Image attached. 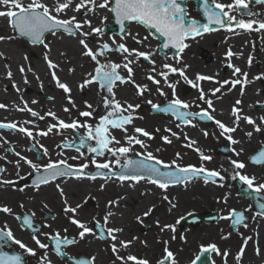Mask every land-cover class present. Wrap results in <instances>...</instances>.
<instances>
[{"label":"snow or ice","instance_id":"snow-or-ice-1","mask_svg":"<svg viewBox=\"0 0 264 264\" xmlns=\"http://www.w3.org/2000/svg\"><path fill=\"white\" fill-rule=\"evenodd\" d=\"M259 4H264V0H256ZM218 9L219 11H214ZM202 8L205 14L206 23L197 25L196 21L189 20L187 23L185 21L186 13L184 8L181 6L180 0H54V2H48V0H30L27 4L24 3V0H0V18H6L9 22V25L19 33L22 37H27L32 44L43 45L48 51L44 54V59L46 61L47 67L50 70V75L52 81L55 82V85L58 89H62L66 96L68 104L71 105V108H76L77 105L72 99L71 87L62 82L56 69L59 68V65L55 63L49 57V52L51 51L48 43H45V34L50 33L53 36H56L58 32L62 31L63 33L68 34L69 36L76 37L78 44L81 46L80 55L83 57L89 58L92 62L95 63V68L93 72L86 74V77L83 79L82 83L78 87L83 90L84 88L89 87L92 84H97L99 89H103L108 95H104L101 98L100 103L105 109V114L101 115L98 118V122L93 125L87 122L81 123L78 119H73L71 122H66L56 115L55 112L48 111L41 115L39 112L28 106L26 101L22 100L23 107L16 106L17 111L28 112L32 117L44 120L45 117H51L52 120L56 123H50L46 131H38L35 136L33 131L30 130L26 125L32 124L33 121H24L23 124L18 125L14 122L4 123L0 122V129H12L21 134H24L30 140H35L36 136L46 137L50 133H53L55 130L59 134L62 130L72 129L73 131H78L83 128L85 134L79 137V145L81 148L85 147L86 141H94V144H88L87 150L89 153L93 154L90 163L95 166L97 169V175H103L106 179L115 177L121 183L125 181H132L136 184H139L141 181H147L149 184L155 185L163 191L176 184H187L192 181L194 178H199L202 174L205 180V183L211 181L215 183V178L220 180L224 179V176L221 175L219 171L216 170H207L204 167L196 168L193 165L180 166L175 160L171 163H167L157 156H155L151 151L145 152H136V157H141L139 159H133L129 156L133 152V147L139 145L141 149H147L148 145L144 140L140 139V136L146 137L149 140L153 139V134L147 130L135 127L133 121L137 118L143 119V117H137L135 112L140 108V104H131L127 102H121L116 98V93L114 89L119 85L126 83L135 85L136 95L143 96L146 92L149 91L148 85L146 84H137L135 81V69L133 65L137 64L139 59L142 57L145 61H148L153 65L151 72L156 73L155 61L152 58L154 53L152 51H139L137 48H129L126 46L125 42L117 43L115 39L112 40L111 44L108 42H98L97 48L94 50L89 46L88 38L92 35L101 36L104 31V21L107 20V17H102L100 27H94L91 19L88 18V14H96L97 10H107L112 14L116 20V23L120 25V30L123 33L121 36V41H124L126 38H131L137 45H143L145 41L149 39L148 36L140 37L139 33L132 34L127 30L126 25L131 23H136L142 25L145 28L154 29L161 37L164 38V41L161 48H174L177 49L175 56L176 63L181 62L180 53H182L189 45L185 43L188 39H195L197 36L203 35L206 32L215 31L214 28L210 27L212 24H219L221 27H227L228 31H233V28L243 29L244 31H264V20H255L249 19L245 20L243 18L237 19V17L230 15L231 11H240L242 9H247L248 4L245 0H234V3H229L227 5L217 2V0H211V5L209 0H202ZM228 9V11H225ZM81 13L83 12V19L78 20L76 15H72L67 19L63 18L62 14L66 15L67 12ZM244 15L252 16L250 12H244ZM227 19V24L225 20ZM254 25L258 27L254 28ZM87 28L88 31L84 29ZM5 39H11V37L0 36V41ZM115 52L122 57L120 63L113 62L109 58V54ZM61 55H65L61 53ZM234 55H237L229 49L226 52V58L229 59L227 66L233 70V76L236 77L232 80H224L219 83V87H216L211 90L213 96L216 93L221 92L224 85H229L230 88L228 91L235 89L237 85H240V95L243 96L245 88L248 84L252 83L253 80H249L248 73L243 72L241 68L235 66L230 62V58ZM3 54L0 53V57ZM100 57L104 58V62H101ZM6 59V58H5ZM27 59V57H25ZM251 57H249L248 63L251 65ZM8 71L6 73V78L12 79L13 73L10 70V67L6 64ZM168 71L157 73V75L163 77V82L173 91V99L168 101L165 106H160L153 103L151 100H148L147 103L151 105V108L157 112L164 114H171L175 119L179 120L185 126L195 125L192 123L191 117L199 116L201 120L207 119L209 121H215V124L221 130V136H225L226 139L232 144H239L240 141L234 139L231 136V133H234L239 128L240 121L243 120L246 124L251 125L253 131H249L246 135L251 138L253 132L264 131V117H260L259 124L250 116L242 115V110L237 107L242 103V100L237 99L235 105L231 109V116L233 119L234 126H228L220 120H216L214 115L210 114L208 110L201 109L198 113H193L191 111H182V109H189L192 105L188 102L180 100L175 95L176 84L169 81V74L178 73L179 76L188 84H191L194 88H197L199 91V100L207 104V108L214 113L215 107L213 105L212 99L206 98V93L203 88L200 87L201 81L214 80V77H209L197 73L195 76V81L190 79L186 75V69L188 65H184L182 68H177L172 65L165 64L163 65ZM121 70L127 72V76L121 74ZM32 72V68L28 67L25 69L23 65L19 67V72L23 75L24 83L28 84L29 81L27 76L24 75L25 72ZM74 71L73 68H69V73ZM264 76H257L253 78L254 80L262 79ZM36 79L39 80L40 77L37 75ZM147 79L153 84L159 85L160 80L156 79L154 75L148 74ZM118 82V83H117ZM178 83V82H177ZM43 88V83L40 84ZM12 87L16 89L17 92L20 91V88L13 82ZM156 91L161 95L165 96L166 93L160 87H157ZM49 100H53L54 97L49 96ZM33 104L37 103L36 100L32 101ZM86 111H80V117L91 118L96 112V108L93 104L88 101L84 102ZM7 105L0 103V109H7ZM199 107V105H197ZM64 112L70 113L71 109L69 107H64ZM133 126V134L129 135L128 126ZM177 128L181 127V124L176 125ZM112 130H120L124 136V144H121V141L117 139L113 134ZM156 131H159L157 129ZM165 132L171 134V137L179 139V135L176 132H173L170 128H165ZM138 134V135H137ZM205 136L208 135L207 132L204 133ZM162 141L166 144L172 143V139L169 136H162ZM184 139L188 141L186 147L191 148L196 144V141L190 140L187 135H184ZM0 140H3L5 144L9 142L0 137ZM65 147H71V145H64ZM42 149L44 156H49L48 149L44 145L39 146ZM160 149H157L158 152ZM8 151V149H6ZM199 152V149H196ZM231 151L239 157L243 152V148L237 151L235 148H232ZM15 156L18 158L15 161L7 160V156H0V160H4L6 163L13 164L14 168L19 171L22 166V163L27 165L31 169L29 175L35 174V178L32 180V186L39 190L42 185H48L57 180L60 177H74L76 179H81L89 177L93 180L97 178V175H90L85 170L88 169L89 163H83L80 165H73L68 163V159H59L52 160L49 157V160L46 164L36 163L31 159L23 156L20 152H15ZM110 155L114 160H105L103 163L98 162L96 157H104L105 155ZM177 158L180 157V153H177ZM80 157H70L69 159H79ZM211 157L203 155L201 153V160H210ZM255 163L260 164L264 163V149H262L258 157H250ZM123 161V162H122ZM230 164L233 169L231 178L233 180L238 179L241 183L245 184L247 188L257 194H264V182H256L254 176H249L243 174L241 170L245 169V163L239 160H230ZM175 169L174 171L169 169ZM118 169V170H117ZM100 170H107L105 173H101ZM7 169L0 165V188H5L14 184V181L6 179L3 177V174ZM110 174V176H109ZM101 190L104 189L102 184ZM57 190L60 193V196L63 200V212L70 224L75 225L78 231V237L80 240H84L86 235H92L94 238H98L102 241H112L110 247L113 255L117 260L124 261V264H127L128 261L134 262V264H150L146 259H139L133 255H128L127 257H122L119 255L121 249H126L136 239L133 237L132 240H123L120 239V234L123 232V228L120 227H108L110 218L115 215L114 212L108 210L103 215L102 221L97 219L95 216L92 218V223L94 227H89L88 223L78 219V210L81 208V204H76L72 206L65 195L64 189L60 184L56 185ZM22 190V189H21ZM120 197L119 199H123ZM165 200H168V197L165 195L163 197ZM88 199H94V197L86 198L85 203ZM226 202V198H225ZM118 206V201L110 200L106 207L111 208ZM262 210H264V203L258 205ZM21 208L24 207L23 204L20 205ZM46 207V205H45ZM152 212V208H149L143 213V216L147 217ZM0 213L14 215L11 207L7 205L0 206ZM264 214V213H262ZM35 214L15 216V219L22 221L23 225L30 229L33 233L31 236L32 241L35 243L38 249L46 250L44 254L39 258L38 264H51L49 259V251H54L57 256L67 257L71 264H95L96 257L92 256L89 259H73L68 256V254L62 249L66 246L75 245L77 239L75 237L69 238L66 235H61L59 231L55 233H44L42 230L38 231L34 225L32 217ZM234 217L232 222L234 224H241L244 221V216L241 213H237L235 210H230L229 216L224 217L225 219ZM138 221L141 220V217L136 218ZM157 225L160 227V231L164 232L165 230H171L172 225L164 224L160 225L157 221ZM246 226V224H244ZM44 227H51V225H44ZM97 230H99L97 232ZM68 229H64L66 233ZM41 235L44 236L46 240L52 241L51 246L47 243H44L39 238ZM225 239L227 237H224ZM172 239H175L173 236ZM251 238H245L244 246L240 248L235 256L236 264H241L242 257L245 253L246 246L248 241ZM0 242L2 245L0 247L6 246L11 243L13 245H18L19 249L30 256L35 257L37 255V249L29 247L27 244L22 242L20 239L16 238L11 228L5 222L4 226L0 228ZM164 256L161 260L158 261V264H176L174 254L168 248V241H164ZM203 255L198 256V260H206L207 254L210 252L215 253L216 255H222L225 258V264H227V257L230 255L228 251L223 253L220 252L216 244H209L207 247H202L201 249ZM256 255H260L259 248L256 249ZM0 264H26V260L23 255L16 252H7L0 250Z\"/></svg>","mask_w":264,"mask_h":264},{"label":"rangeland","instance_id":"rangeland-1","mask_svg":"<svg viewBox=\"0 0 264 264\" xmlns=\"http://www.w3.org/2000/svg\"><path fill=\"white\" fill-rule=\"evenodd\" d=\"M30 2V0H24V3L27 4ZM75 2H79V0H75ZM211 2V0H210ZM217 2L223 3L225 5L229 3H234V0H217ZM245 2L249 5L248 0H245ZM253 13L252 16H241L238 11H231L230 15H233L237 17V19L243 18L246 21L249 19H255V20H264V4H258L257 6H254L253 8ZM225 11H228V9H225ZM186 12L187 16L192 19H201L199 14L196 11L195 4L191 1L186 2ZM82 13V12H81ZM79 13H74V12H67L66 15L62 14L63 18L67 19L68 17L72 15H76L78 20H81L83 17L78 15ZM101 16L97 18H91L92 24L95 27H100L101 25V19L102 17H107L108 19L104 21V31L101 36H96L92 35L91 37L93 38H100L98 39H93L92 41L89 42V46L93 48L94 50L98 46V42H108L111 44L112 40L115 39L117 43L120 42H125L126 46L129 48H137L139 51L147 52V51H152L154 55L152 56L151 59L155 61V68H156V73H152L151 69L153 65L149 63L148 61H145L142 57L138 61V66L140 70H143L145 68L144 74L141 73L140 78L145 79L147 83H150V81L147 79V72L154 75L155 78H157L159 75L157 73L160 72H166L168 71L163 67V65L168 64L172 65L177 68H182L184 65H187L186 63L189 64V67L186 69V75L192 79L195 80V76L199 72L205 71L207 67H210L211 63L205 62L201 63L199 62L198 58L200 53L205 52V49L212 47L214 50L218 51L219 48H221V44H225V41L230 39V49L232 52H236L237 54L240 55V59H237L238 62L235 64L233 61V64L239 68H241L242 71H252L253 72H258L260 69V66L262 64V61L260 60L259 56H255V53H258L259 50L255 49V45H262L264 48V31H244L243 29L239 28H233V31H228L227 27H223L222 29H218L206 34H203L201 36L195 37V39H188L185 43L189 45L182 53H180L181 56V62L179 64L176 63L175 56L173 54H170V52H165L164 55H161L159 53V48H160V41L157 39V37L149 31L148 28H145L142 25H138L136 23H131L127 24V30L131 32L132 34H137L139 33L140 37L148 36L149 39L144 42L143 45H137L131 38H126L124 41H121V37H119L116 33H113L109 31V27L113 26L112 23V15L107 11V10H100ZM68 15V16H67ZM226 23L227 19H226ZM258 27V25H254V28ZM62 31L58 32L61 33ZM63 33V32H62ZM0 36L4 37H11V39H5L3 42H5V45L9 51L17 58V63L15 64H7V63H0V69L1 72L7 73L8 70L4 71L7 69L5 65L7 64L10 67V70L13 73L12 79H5L3 82H0V90L1 92L4 93L5 95H9L10 98L8 101L13 102L15 105H21L23 106L22 100L26 101L28 103V106L39 112L41 115H44V113L48 112L47 110H44V104H50V105H60V106H65L68 107V101L66 99V96L69 94H65L62 89H58L56 85H54V89L50 87L48 89V93L51 95V97H54L53 100H46L43 98L45 94L38 92L37 89H32L33 91H29V83L25 84L24 83V78L22 79V74L19 72V67L23 65L25 69L28 67H33V70L39 69H48L47 65L43 63L45 61L44 59V54L47 49L43 47V45L39 44H32L28 40H26L23 37H20L16 34V31L9 25V22L7 19H5V23L0 25ZM53 35L50 33L45 35V43H48L49 46L52 45L53 41ZM103 38V39H102ZM77 44V40L75 41ZM79 45V44H78ZM224 49L228 48V45H225L223 47ZM51 51H57L55 47H50ZM79 49L81 51V46L79 45ZM27 57V59H25ZM249 57H251V65H249L248 60ZM55 60H59L57 57H53ZM79 68L81 67L83 69V75H82V81L86 77V74L89 72H93L95 68V63L92 62L89 58L87 57H79ZM109 58L113 62L120 63L121 62V56L118 53L112 52L109 54ZM101 62H104V58L100 57ZM33 61V65L31 66L29 63ZM43 63L44 65L40 64ZM36 63V64H35ZM207 63V64H206ZM229 68V67H228ZM218 67L211 66L207 72V76L209 77H214V80H207L208 82V87L205 91L206 93V98L207 99H214L218 98L221 94L224 93V91H228L230 88L229 85H224L223 89L221 92L216 93L215 96L212 95L211 90L219 87L218 82H222L224 80H232L235 79L236 77L233 76V70L232 73L229 76L224 75L223 69L220 71H217ZM254 70V71H253ZM35 72V71H34ZM47 72V73H46ZM46 72H39V74L34 73L36 76L40 75L43 77H51L48 73V70ZM28 77L29 81V73L30 72H25ZM33 73V72H32ZM121 74L124 76H127V72L125 70H121ZM178 73L175 74H169V81L172 83L176 84L175 89L179 90V99L185 102H188L192 105L191 108L186 109L188 111H194V112H199L201 109L208 110L210 114L214 115L216 120H220L221 122L225 123L228 126H234L233 125V117L231 116V109L232 106L235 104L230 105L229 110L225 111L226 113H223L220 111L212 113L210 109L207 108V104L204 103L203 101L199 100V91L197 88H194L191 84L186 83L184 80V86H190L191 90L190 92L186 93L184 96L181 94V82L179 81L178 78ZM51 79V78H50ZM13 82L16 83V85L20 88V91L17 92L16 89L12 87ZM23 82V85H22ZM178 82V83H177ZM257 83L264 84V78L256 80ZM39 83V82H38ZM82 82H78L75 87L78 88V92H81V89L78 87V85ZM118 83V82H117ZM201 85V82H199ZM45 85V84H44ZM68 85L72 89V82H68ZM119 85V84H118ZM129 85V84H127ZM149 85V84H148ZM49 86V84H47ZM56 87V88H55ZM201 87V86H200ZM237 89L240 90V85L236 86ZM149 91L147 94H144L142 97L136 95V90L135 88H132L129 86H126V89H129V91H125V95L127 97V103H131L133 105L135 104H140V108L136 110L135 115L137 117H143V119H135L133 121V125L135 127H140L148 132L153 134V139L149 140L146 137L140 136V139L144 140V142L148 145L146 151H151L155 156L160 158L161 160L171 163L173 160L177 162L178 165L180 166H188V165H193L197 167H205L206 169L212 170V169H218L220 172H223V170H227L228 166H224L225 161L222 160V156L219 155L217 157L218 163L220 164L219 167H215L211 164L213 159V155L211 152L212 146L216 143L218 145H226L229 146L228 143H225L222 139L221 136V130L218 128V126L215 124V121L213 123H208V124H203L197 120H192V123L195 125V127L192 126H185V128H177L176 125L180 124L177 122L175 119L170 117L169 115H164V114H152L150 112L151 105L147 103L148 100H151L153 103L160 105L161 103H167L168 101L173 99V91L170 89L165 83H164V93H166L165 96H161L157 91L154 86L150 87L148 86ZM115 93H117L118 88L114 89ZM31 92L35 93V96L33 98L29 97ZM73 91H71L70 95L72 99L75 101L76 104H78V108H71L70 113H66L63 111V109L58 110L56 115L60 117V119L66 121V122H71L73 119H78L81 123L87 122L89 124L95 125L98 122V118L101 115L105 114V109L103 108L102 104L100 103L102 96L108 95L105 91H99V87H96V91L94 95L91 97V95L87 96H73L72 95ZM263 94V93H262ZM119 95V93H118ZM47 96V95H46ZM49 96H47L48 99ZM1 100V98H0ZM6 100V99H5ZM36 100L37 103L33 104L32 101ZM90 100L92 101L91 104L96 108V112L94 113V116L91 118H86V117H80L79 116V110L81 111H86L87 109H83V104L84 101ZM119 100V99H118ZM7 101V100H6ZM120 101V100H119ZM122 102V101H121ZM123 103V102H122ZM199 105V107H197ZM264 107V99L261 100V103L258 104H253L251 108L253 109H260L261 107ZM241 109L239 105H237ZM250 107V106H249ZM248 107V108H249ZM86 108V107H85ZM14 113H11L9 116L4 115L2 122L4 123H9V122H14L17 123L18 125L23 124L24 121H33L32 124L26 125L30 130L33 131V134H35L38 131H46L47 127L50 123H56V121L52 120L51 117H45L44 120H40L38 118L32 117L30 113L28 112H21V111H14ZM24 113L25 115H23ZM15 115V116H13ZM20 115V116H19ZM7 120V121H5ZM227 121V122H226ZM1 122V121H0ZM242 127H246V123L244 124V121L241 120ZM264 127V126H262ZM165 128H170L173 132L178 133V131H184L182 132V137L179 139L175 137H171V134L168 132H165ZM159 129V131H156ZM241 127L237 129L234 133H231V136L236 139L241 141L244 137L247 136L246 133H241ZM7 129H0V133H6L10 134V138L12 140H16V142H11L9 144H5L3 140H0V156H7V160L9 161H15L18 159L15 156V152H20L23 156L27 157L28 159L33 160L36 163L40 164H46L49 160V157L52 160H59V159H68V155L63 157L62 153L67 151L64 146H62V143L64 141H73V137L75 135V132H78L79 136H82L85 134V130L83 128L79 129L78 131H73L72 129L68 130H62L59 134L56 133L54 130L53 133H50L46 137H40L36 136L35 140H30L27 138L24 134H21L17 131H4ZM207 132L208 135L205 136L204 133ZM68 133H70L68 140ZM128 133L129 135L133 134V126L130 125L128 126ZM187 133V134H186ZM257 133V132H256ZM259 133H264V131H261ZM112 134L121 141V144H124V136L123 133L120 130H112ZM138 135V134H137ZM169 136L172 139V143L166 145L161 139L162 136ZM184 135H187V137H192L193 138L198 136L196 140V144L193 145L191 148L186 147L188 141L184 139ZM228 135V134H227ZM254 135V133H253ZM226 136V135H225ZM258 136V135H257ZM259 137V136H258ZM256 140L257 137L254 135V146L256 145ZM195 141V140H194ZM89 144H94V141H89ZM29 145L34 146L38 151V158L37 153L35 150H32L29 148ZM40 145H44L49 152V156H44L42 153V149L39 147ZM137 149H139V145H135ZM8 147L11 148V150L8 149ZM8 149V151H6ZM157 149H160L158 152L156 151ZM196 149H199V152L196 151ZM88 151L87 148L83 149L82 152ZM177 153H180V157L177 158ZM201 153L203 155L211 157L210 160H201ZM135 155V154H134ZM132 153L129 154V156L132 158L134 156ZM90 156H93V154L89 153L84 155L82 158V162L89 163L88 169L85 171L87 173L93 172L96 168L94 165L90 163ZM98 159H101L102 163L107 159V160H114L113 157L110 155H105L104 157H96ZM228 162L230 158H227ZM123 162V161H122ZM70 163V162H68ZM0 164L3 165L7 171L4 174V178L12 180V181H17L20 177H24L26 173H31V169L22 163V165L27 166L28 171L27 172H17V170L14 168L13 164L6 163L4 160H0ZM72 164V163H70ZM73 165H80V164H73ZM228 165V164H227ZM16 172V173H15ZM18 173V174H17ZM99 178V177H98ZM105 178V177H102ZM88 179L93 180L88 177ZM97 179V178H96ZM95 179V180H96ZM111 179L114 182L118 181L115 177L107 178ZM195 180V179H194ZM145 183L147 186V194H153L149 201V207H145V211H147L149 208H152V212L150 215L146 217V219H142L138 221L137 219H129L124 227V230L127 231L130 235L132 233L141 235L145 237V242L147 246L144 248L143 252L145 253V259L150 262V264H156L154 263L155 260L158 258H163L164 253L162 252L164 250V241H168V248L171 250V252L174 254V258L176 261V264H181L184 262H189L192 260V252L194 245L193 243V228L192 229H187V228H180L179 227V221L186 215H190V212L192 211V206H193V200L195 196L200 192L198 188H194V190L186 191L184 185H179L177 187H169L167 191H163L156 187L155 185L149 184L146 180L141 181ZM88 190L86 189V192L83 195V208L80 210V213L83 217V221L88 223L89 227H93L92 223V218L95 216L97 219H100L102 221L105 209L107 208L106 206L108 205V202L112 200L113 195L109 192H105L103 194H99L96 189L98 187L96 185H93L92 183H88ZM152 186H155L157 188L156 191L151 190ZM114 188V185L112 186ZM142 188H145L143 186ZM208 192V191H207ZM216 193H221L220 191H217L212 194ZM167 196L169 201H175L174 210L170 211V213L166 212H160L161 210L156 209V205L158 204L159 200H163L164 196ZM31 197H35V200H32ZM39 197H42L39 199ZM55 195L52 194L51 192L48 191L46 192V195L39 194V195H34L31 194V192H16L10 190L9 186L5 188H0V206L7 205L12 208V206H17L18 208L20 207L21 204H24L26 207L29 205L27 202L32 203L35 209H52L56 211H60L56 217L52 220H48L43 222L44 225H53L54 229L60 228L64 225V223H60V221H63V208L62 206H59L55 203ZM61 197V196H60ZM94 197V199H88L87 203H85L86 198H91ZM142 195L138 193V198H141ZM39 199V200H37ZM200 200L201 198H197ZM180 202V203H179ZM46 205V207H45ZM183 207L182 211L180 208ZM21 208V207H20ZM25 209V208H22ZM144 211V212H145ZM131 213L130 215H132ZM66 220V219H65ZM157 221L162 222L164 224L172 225L171 230H165L164 232L160 231V227L157 225ZM69 222V221H68ZM147 226L149 227L146 231H142V227ZM2 228V226H0ZM51 230L45 229L43 232L44 233H50ZM78 229L76 226L71 225L68 223V232H60L61 235H66L69 238L75 237L77 239L76 244H81L84 242V240H80L78 237ZM18 232V233H17ZM57 232V231H55ZM51 234V233H50ZM14 235L18 239H23L27 240L25 238H28L29 235L31 237V234L23 231L19 232L18 230L14 232ZM175 237V239H172V237ZM40 237H43L41 235ZM39 237V238H40ZM86 241V240H85ZM100 253L102 256H104L107 260L105 262H100L96 264H116L117 262L116 257L113 255L110 247L109 241H102L100 240ZM73 245L68 246L66 249V252L71 255L72 258H80V257H88L87 254L82 253V252H77L74 251L72 248ZM37 249V255L35 257H32V261L38 262L39 258L41 257L42 253L46 250L44 249ZM17 249V247H16ZM18 250V249H17ZM136 250V256L137 258H140V253ZM152 253V255H151ZM155 256H158L157 259H154ZM30 260V261H31ZM51 263L53 262H58L59 260L56 257L50 258ZM153 261V262H152ZM116 262V263H115ZM127 264H134V262L130 261Z\"/></svg>","mask_w":264,"mask_h":264},{"label":"bare ground","instance_id":"bare-ground-1","mask_svg":"<svg viewBox=\"0 0 264 264\" xmlns=\"http://www.w3.org/2000/svg\"><path fill=\"white\" fill-rule=\"evenodd\" d=\"M48 2H54V0H48ZM79 17L83 15L82 13L78 14ZM68 16V15H67ZM101 16L100 14V10H97L96 14L93 15L92 13L88 14V18H97ZM5 19L6 18H0V25L5 23ZM83 19V17L81 18ZM94 26V25H93ZM95 27V26H94ZM85 31H88L87 28L84 29ZM93 39H98L100 40V38H93V37H89L88 38V42L92 41ZM103 39V38H102ZM77 40L76 37H72L69 36L66 33H57L56 36L53 37V41H52V45L50 47H55L57 49V51H50L49 57L51 60H53L55 63H57L59 65V68L56 69L55 71L57 72V75L59 77V79L62 82H66L68 84V82H72V89L71 91H73L72 95L73 96H89L91 95V97L94 95L95 91H96V87L98 86L97 84H92L87 88H84L83 90H81V92H78V88L75 87V85H77V83L80 81L82 82V75H83V69L80 67L79 68V57H82L80 55V49H79V45L75 42ZM230 39H228L227 41H225V44H221V48L218 49V51L214 50L212 47L205 49V52L200 53L199 55V62L201 63H211V66L214 67H218L217 71H220L223 69L224 71V75L225 76H229L232 73V69L228 68L227 63L229 62V59L226 58V52L230 49ZM225 45H228L227 49H224L223 47ZM255 49L259 50L258 53H255V56H259L260 60L262 61V64L260 66V70L258 72H253L252 71H246L244 70L243 72H247L248 73V78L249 80H253L252 83L248 84L245 88V92L244 95L241 96L240 95V90L237 89V87L235 89H232L231 91H224L223 94H221L218 98L214 99L213 101V105L215 107V112L220 113H226L225 111L229 110L230 105L235 104V101L237 99L242 100V103L239 105L241 107L242 110V115H247L252 117L253 119L256 120V122L259 124L260 122V117H264V107L262 106L260 109H253L251 108L253 104H258L261 103V90L264 89V84L260 85L259 83L256 82V80H254L253 78L257 77V76H264V48L262 45H255ZM0 53L3 54L2 57H0V63H7V64H16L17 63V58L11 53V51H9L5 45V42L0 41ZM61 53H64L65 55H61ZM235 54H237L236 52H233ZM53 57H57L59 58V60H55ZM6 58V59H5ZM237 59H240V55H234L232 58H230V62L233 64V61L235 62V64L238 62ZM122 61V58H121ZM44 64H46V61H43ZM42 62L40 64L44 65ZM31 66L33 65V61L29 63ZM36 64V63H35ZM188 66L189 64L186 63ZM207 64V63H206ZM47 65V64H46ZM134 69H135V81L137 84H146L148 85V83L145 81L144 77L140 78L141 73L144 74L145 68H143V70H140L138 64L133 65ZM210 67H207L206 69H204L205 71L203 72H199V74L202 75H206L207 76V72L209 71L208 69ZM33 68V67H32ZM69 68H73L74 71L72 73H69ZM8 70L5 69L4 71ZM33 70V69H32ZM48 70V72H50L49 69H43V70H39L36 68V70H33V73H39V72H46ZM35 71V72H34ZM254 71V70H253ZM47 73V72H46ZM24 75L27 76V74L25 73ZM40 79L38 80L39 83H36L35 89H39V90H43V92H45V94H48V89H46V85H44V81H43V76H39ZM7 80L6 78V74L1 72L0 69V82H3L4 80ZM22 79H23V75H22ZM28 79V77H27ZM195 81V80H193ZM41 82L43 83V88H41L40 84ZM23 83V82H22ZM55 84V83H54ZM123 84V85H118L116 88H118V91L116 93V98L119 99L122 102H127V97L125 95V91H129V89H126V86L135 88V85L132 84ZM208 82L207 81H201V88H203L204 91H206ZM149 86V85H148ZM239 86V85H238ZM115 88V89H116ZM100 90V89H99ZM2 90H0V103H4L6 104L8 107L7 109H0V121H4L3 120V116L4 115H10L11 113H14V111H16V106H20L23 107L21 105H15L13 102L8 101L10 98L9 95H5L4 93L1 92ZM101 91V90H100ZM119 93V95H118ZM147 94V92L145 93ZM175 95L179 98V90L175 89ZM7 101H6V100ZM89 103H92V101L90 100H86ZM85 102V101H84ZM76 104V103H75ZM78 108V104H76ZM83 106H85V104H83ZM234 106V105H233ZM232 106V107H233ZM250 106V107H249ZM65 106H60V105H50L48 104H44V110L46 111H52L57 113L58 110L64 109ZM68 107H71V105L68 104ZM249 107V108H248ZM83 109H86L85 107H83ZM81 111V110H79ZM23 115H25L24 113H22ZM15 116V115H13ZM20 116V115H19ZM26 116V115H25ZM7 121V120H5ZM227 122V121H226ZM242 122L240 121L239 127H241V133H247L249 131H253V128L251 125L246 124V127H242ZM245 124V122H244ZM180 128H185V126H183V124H181ZM184 133V131H178V135L180 137H182L181 133ZM256 133V132H253ZM187 134V133H186ZM70 133H68V140H70L69 138ZM0 137L5 138L9 143L11 142H16V140H12L10 138V134H6V133H0ZM198 136L195 135V137H189L190 140H197ZM8 143V144H9ZM168 145V144H166ZM139 149L136 148V146L133 147V152L132 154L134 155L136 152H145V149H141L140 147H138ZM88 154V151L86 152H82L81 150H74V149H68L67 151L62 153V156L65 157L68 155V162L72 163V164H81L82 162V158L84 157V155ZM70 157H80L79 159H69ZM92 158V156H90V159ZM98 162H101V159H98ZM28 168L27 166L22 165L21 168L19 169V174L20 172H27ZM199 180H192L190 182H188L187 184H183L185 186L186 191H190V190H194V188L196 187V189L199 187ZM88 183H92L93 185H96L98 187L97 192L101 195L105 192H110L113 195L112 200H116L118 201V206L115 207H111V208H106L105 212L108 210H111L112 212L115 213V215L113 217L110 218V222L108 224V227H120L123 228V232L120 234V239L123 240H132L133 237H135L136 239L134 240V242L132 243V245H130L128 248L126 249H121L119 255L122 257H127L128 255H133L135 257L136 256V250H138V252L140 253V258L141 259H145V253L143 252L144 248L147 246L146 242H145V237L132 233V235H130L127 231L124 230L125 224L129 219H136L138 216L141 217L142 219H146L145 216H143V213L145 211V207H149V201L151 199V197L153 196V194H147V186L145 185V183L140 182L139 184H136L132 181H125L123 183H121L119 180L114 182L111 179H106V178H97L96 180H91L88 179V177L85 178H81V179H76L74 177H70V178H66V177H60L57 178L56 181L48 184V185H44L41 186L39 188V190L37 189H33V190H27L25 189L24 192H31V194L34 195H39V194H46V192L50 191L51 195L54 194L55 197V203L59 206H62V208L64 207L63 204V200L60 197V193L56 188L57 184H60L65 192L66 198L68 200V202L72 205L75 206L76 204H81V208L78 210V219L83 221V217L80 213V210L83 208V195L86 192V189L88 190ZM104 185V189L101 190V185ZM114 185V188H112V186ZM143 186L146 187L142 188ZM151 190L156 191L157 188L155 186H152ZM138 193H140L142 195L141 198H138ZM120 197H124L123 199H119ZM42 197H39V199H41ZM31 199L35 200V197H31ZM37 199V200H39ZM24 205V204H23ZM25 206V205H24ZM104 212V214H105ZM131 213H133L132 215H130ZM63 216H65V214H63ZM66 217V216H65ZM69 221V220H68ZM160 225H163L162 222H159ZM5 222L2 221L1 219V215H0V226H4ZM86 240V241H85ZM110 245L112 243V241L108 240ZM100 240L98 238H94L92 235H86L84 242L81 244H75L73 245L72 249L74 251L77 252H82L87 254L88 259L91 258L92 256L96 257V263H100L105 262L107 259L101 255L100 253ZM111 249V248H110ZM53 258L52 255L49 254V259ZM116 264H124V261L121 260H115ZM130 261H128L127 263H129Z\"/></svg>","mask_w":264,"mask_h":264},{"label":"flooded vegetation","instance_id":"flooded-vegetation-1","mask_svg":"<svg viewBox=\"0 0 264 264\" xmlns=\"http://www.w3.org/2000/svg\"><path fill=\"white\" fill-rule=\"evenodd\" d=\"M170 54H172V52H170ZM161 55H164V53ZM48 73L50 75V72ZM148 74L150 73L147 72V75ZM50 78L51 77L47 78V76L43 78L44 84L46 85V89H50V87L54 89L55 82L52 81V79ZM178 78L182 84L180 91L181 94L184 96L185 95L183 92L184 81L179 75ZM156 79L160 80L161 83L159 85H156L150 81V83H148L150 87L154 86L156 89L157 87L164 89L163 77L158 76ZM36 83H38V80L36 79V75L30 72L29 85H28L29 91H33L32 89L33 87H35ZM47 84H49V86H47ZM37 90L40 93L43 92V90H39V89ZM100 90L104 91L103 89ZM167 92L168 91H166V93ZM261 92L263 93L261 94V100H263L264 89H262ZM43 94H45V92H43ZM46 95L47 96H51V95L45 94V96H43L44 99L49 100L47 99ZM34 96L35 93L31 92L29 97L33 98ZM151 110L152 108H150V112ZM254 135H256L257 137L255 147H253ZM254 135H252L251 138H249L248 136H243L244 138L240 141L239 144L236 145H232L226 139V136H222L223 138L222 140L225 143H228L229 146L226 147V145L225 146L218 145V143L215 142V144L211 148V152L214 158L213 159L214 161H212L211 164L215 167H219L220 164L218 163L217 157L221 155L222 160L225 161L224 166H228V169L223 170V172H220V170L218 169H212L219 171L221 175L224 176L223 180H220L219 178H215V183L211 181L205 183V180H203L202 177H199L200 182H199L198 190H200V192L195 196L193 200V206L191 209L192 211L190 212V214L195 215V224L186 227L187 229L193 228L192 245H194V248L192 252L191 262H193L194 264H225V258L222 255H216L215 253L210 251L207 254L206 260L197 259L198 256L203 255L201 251L202 247H207V245L213 243L217 245L221 253L225 251H228L230 253V255L227 257V264H236L235 256L237 252L240 250V248L244 246L245 238H249V237L251 239L247 243L241 264H264V214H262L264 213V210H262L258 206L260 203H264V194H257L249 190L247 186L241 183L238 179L233 180L231 178L233 169L230 164V160H239L245 163L246 165L245 169L241 170L243 174L254 176L256 178V182L258 183L264 182V163L257 164L250 159V157H254V156L258 157L259 152L262 149H264V133H254ZM232 148H235L237 151L243 148V152L239 157H237L231 151ZM224 149H226L225 152ZM227 158H230L229 162ZM9 188L10 190L16 192H24L25 189L27 190L35 189L32 186V184L28 182H21L20 179H17L16 182L14 181V184L10 185ZM217 191H220L221 193L212 194ZM197 198H201V199L198 200ZM225 198H226V202H225ZM27 203L29 205H33L30 202ZM29 205L27 207L24 206L23 208L25 209H22L20 207L18 208L17 206L14 207L12 206L14 215L0 213L2 221L7 223V225L11 228L13 233L16 232L17 230L19 232L25 231L31 234L32 236L33 235L32 231L28 229L26 226H24L22 221L16 220L15 216L17 215L31 216V214L33 213L35 215L32 217V219L38 231L40 230L44 231L45 229H49L51 230L50 233H55V231H59L62 233L64 232V229H68V219L65 216L62 217L64 218L63 221H60V223H64L62 227L57 229H54L53 225H51V227H44L43 222L54 219L60 211L58 212L52 209H41V208L35 209L33 206H29ZM174 206H176L175 201L172 200L169 201V199L168 200L163 199L158 201V204L156 205V209L161 210L160 212H166L169 214L170 211L174 210ZM182 209L183 207L180 208L181 211ZM230 210H235L237 213L243 214L245 218L244 221L241 224H234L232 222L234 217L225 219L224 217L229 216ZM244 224H246V226H244ZM179 227L182 228L180 226V221H179ZM224 237L227 238L225 239ZM25 239L27 240H23V239L20 240L25 244H27L29 247L32 248L37 247L35 243L32 241L30 235L28 238ZM40 239L42 242L47 243L51 246V241L46 240L44 236L40 237ZM16 247L18 250L16 249ZM257 248H259L260 250V255H256ZM2 250L10 253L16 252L23 255L26 258V264H38V262L31 260L33 256L23 253V251L19 249L18 245H13L9 243L6 246H3ZM48 251L49 254L52 255V257H57L59 259L57 260L58 262H54V263L52 262L51 264H71V261H69L66 257H60L57 256L54 251L51 250ZM44 252L42 253V255L44 254ZM68 256H70V254H68ZM157 258L158 256H155L154 259ZM160 259L161 258H158L157 260H155L154 263L158 264V261ZM191 262L189 261L181 264H190Z\"/></svg>","mask_w":264,"mask_h":264},{"label":"water","instance_id":"water-1","mask_svg":"<svg viewBox=\"0 0 264 264\" xmlns=\"http://www.w3.org/2000/svg\"><path fill=\"white\" fill-rule=\"evenodd\" d=\"M185 1H188V0H180V3H181V6L184 8V10H185V7H184V2ZM194 2H196V4H197V10L201 13V15H202V17L204 18V22H199V21H196V23H197V25H199V24H202V23H206L207 21H206V18H205V14H204V12H203V8H202V0H193ZM250 1V3L252 4V5H257V4H259V3H257L256 2V0H249ZM213 10L214 11H219L218 9H215L214 7H213ZM244 12H252V9L251 8H247V9H242V10H240V13H241V15H244ZM247 16V15H246ZM222 19H224L223 17H221ZM112 21H113V23H114V25L115 26H113V27H110V31H112V32H115V33H117V34H119V35H123V33L121 32V30H120V25H118L117 23H116V20H115V18H114V16L112 15ZM185 21H186V23L189 21V19H187L186 17H185ZM210 27H212V28H214V29H219V28H221V26L219 25V24H212V25H210ZM154 32H155V30L154 29H152ZM17 33V35L18 36H20L19 35V33L18 32H16ZM156 33V32H155ZM160 38H161V43H163V41H164V38L163 37H161L158 33H156ZM46 35V34H45ZM20 37H22V36H20ZM24 38H26L28 41H30L27 37H24ZM31 42V41H30ZM171 48V47H170ZM162 50H164V49H168V48H161ZM174 51H175V53H177V49H174V48H172ZM182 111H185L184 109H182ZM157 112V111H156ZM198 118H199V116H197ZM200 119V118H199ZM201 121H204V122H206V121H208L207 119H204V120H201ZM76 137H78V134H76L75 135ZM89 144V141H86V143H85V147H83V148H81L80 147V145H79V141L78 142H74V143H68V142H64V145H71V147H69V148H73V149H77V150H82V149H84V148H87V145ZM32 148V147H31ZM139 158H141V157H133V159H139ZM1 165V164H0ZM175 170V169H174ZM174 170H172V171H174ZM100 172L101 173H105V172H107V170H100ZM5 174V173H4ZM4 174H3V176H4ZM94 175H97V171L94 173ZM110 175V174H109ZM97 176H103V175H97ZM35 178V175H34V177H32V180ZM1 243V242H0ZM80 259H84V258H80ZM86 260V259H85Z\"/></svg>","mask_w":264,"mask_h":264}]
</instances>
